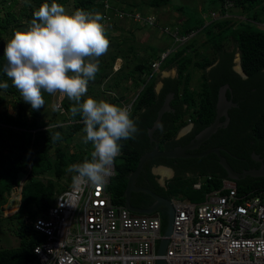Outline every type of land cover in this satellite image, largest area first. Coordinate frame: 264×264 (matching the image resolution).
Masks as SVG:
<instances>
[{"label":"trees","instance_id":"1","mask_svg":"<svg viewBox=\"0 0 264 264\" xmlns=\"http://www.w3.org/2000/svg\"><path fill=\"white\" fill-rule=\"evenodd\" d=\"M1 1L4 2V0ZM66 1L55 0L62 6ZM100 1L72 0L74 11L83 9L87 12H98L103 17L110 15L114 7L104 8V4ZM44 2L51 4L53 0H28L31 7L23 0L20 13H24L26 21L30 22L34 11ZM15 3L16 0H12L5 8L6 14L0 18V35L8 28L11 29V34L15 33L14 26L18 24L17 19L20 16V13L16 16L11 12ZM170 3L171 0H149L145 7L158 12L161 7L171 5ZM134 5L131 2L127 4L126 9H135L136 11L145 9L143 2L132 8ZM171 7L173 10L183 13L182 6L171 5ZM233 7L242 9L241 16L243 18L240 21L226 18L229 10ZM197 20L196 24L192 23L188 15V18L185 17L178 26L173 27L181 36L194 32V35L185 43L176 46L177 48L171 50L164 58H162V53L166 49L159 50L155 46H148L150 55L138 58L127 74V79L139 88L131 108V118L135 121L138 132L134 138L120 141L121 153L114 161L116 175L111 179L109 185L116 203L124 202L127 177L135 169L140 155L153 148L154 143L150 140L149 129L153 126L158 111L169 93L172 94L170 106L173 110L163 112L161 116L163 127L157 128L153 132V137L158 138L160 148L172 149L177 144L192 140L195 135L208 126L216 114L218 91L223 85L228 84L226 98L235 103V106L227 112L229 120L227 124L218 127L205 139L200 148L221 147L220 153L237 172L251 167L258 168L261 163H264V0H214L210 17L205 21L199 20V18ZM101 22L104 24V20ZM104 25L107 28L108 25ZM199 34H203L204 40L197 46L195 42ZM231 41L234 45L233 50L229 48ZM202 47H205V50L211 49L216 57L211 59L206 54H201L199 49ZM235 49L239 51L241 67L247 75L246 79L241 78L233 71ZM3 50L4 46L0 44V83L7 82L9 87L5 91L16 95L18 90L3 71L6 64ZM120 51L122 49L110 56L106 65L109 67L107 71H110L117 54H121L126 59L129 53L137 54L132 45L128 46L126 52L121 53ZM196 56H202V59L197 60ZM152 60H160L161 69L172 66H176L177 69V76L163 77L162 86L158 92L154 86L159 73L153 71ZM193 67L204 71L200 74L197 87L190 88L189 84L194 75ZM208 67L209 69H206ZM110 81L106 83V87H111ZM113 83L118 85L117 81ZM125 92L126 90L119 96L109 97L106 102L122 107L129 99V94H125ZM83 100L82 97L81 103ZM73 103L64 96L61 101V109L54 110L61 119L54 120L50 124L35 118L36 113L31 118H27L25 108L20 103L14 105L16 108L14 114L0 112V122L6 124L7 130L11 132L12 129L20 130L19 134L21 135V141L11 146L15 153L10 158V164L0 169V196L14 188H19L23 176H27L20 189V207L24 210V216L28 221V225L25 223L21 225L24 228L18 233L19 245L0 249V264H25L35 259L33 246L40 243L44 236L34 229L32 222L47 210L53 203L56 194L55 183L51 179L43 181L38 175L52 168V174L59 178L64 172V165L67 162L65 154L68 152L67 148L60 144V141L71 145L75 137L79 136L82 140L86 135L83 131L85 126L82 116L72 117L70 114L69 109ZM183 114L191 118L194 127L178 141L174 139L175 134L187 119L182 117ZM220 120L224 121L225 116ZM57 124L62 127H48ZM1 130L0 127V134ZM57 131L61 133V140L53 142L51 136ZM40 141L43 142L42 148L37 149ZM78 145L69 157L70 161H75L76 164L83 162L86 157L90 158V153L93 150L91 142L84 144L81 141V143L78 142ZM50 149H53L55 153L52 162L48 159ZM254 154L263 157V161H255ZM174 161V158L168 157L148 160L143 164L139 178L142 182L144 181L146 187L163 197L182 196L197 202L203 198L205 191L219 187L221 179L227 177L216 154L210 153L201 158L180 159L181 171L177 170L176 175L168 180L165 186L159 185L157 176L151 172V168L158 164L171 166ZM203 164L205 167L201 166ZM29 167L30 171H26ZM186 170L191 173L210 174L211 178L207 180L201 190H194L192 183L195 178L186 176L184 172ZM74 175L75 173H72L70 181L73 180ZM237 184L240 191L264 188V177L246 176L238 180ZM132 196L135 197L131 198V203L135 206L148 207L153 201L147 193H132ZM159 211L162 227H164L167 214L164 209H159Z\"/></svg>","mask_w":264,"mask_h":264},{"label":"built area","instance_id":"2","mask_svg":"<svg viewBox=\"0 0 264 264\" xmlns=\"http://www.w3.org/2000/svg\"><path fill=\"white\" fill-rule=\"evenodd\" d=\"M163 30L180 44L194 35ZM152 66L156 71L160 62ZM133 100L122 107L132 108ZM115 174L113 164L103 186L78 188L72 180L56 193L33 221L44 239L25 264H156L161 256L167 264H264V188L240 191L234 179L222 178L200 201L173 199L172 230L160 255L161 214L135 213L114 202L109 185ZM203 183L198 178L192 188L200 190Z\"/></svg>","mask_w":264,"mask_h":264},{"label":"clouds","instance_id":"3","mask_svg":"<svg viewBox=\"0 0 264 264\" xmlns=\"http://www.w3.org/2000/svg\"><path fill=\"white\" fill-rule=\"evenodd\" d=\"M25 2L31 7L28 0H25ZM100 2L104 4V8L114 7L110 15L103 17L98 12L92 13L83 9H76L69 13L62 5L56 3L55 0H53L51 4L44 2L34 11L31 21H26V23L28 22L27 24L30 25L25 30L16 31L12 38L6 43L3 50V55L6 59L3 71L6 73L7 77L11 79L12 85L20 92L22 99L26 103L31 104L33 110H39L44 106V92L54 95L58 92L56 96L58 98L54 101L56 104L53 103L52 108L54 110L61 109V101L65 96L70 101L74 102L69 109L71 116H82V121L85 126L83 131L86 133L82 142L84 144L91 142L93 150L90 153V158L86 157L83 162L72 164L67 169L69 172L75 173L73 182L78 188L81 186H103L106 183V179L110 174L113 164L115 167L114 161L116 157L121 153L120 141L132 139L138 132L137 125L131 118L130 107H121L104 100L97 101L92 97H87L81 103V98L87 93L88 82L94 80L96 74L100 70L99 58L105 55L109 48L110 42L106 36V27L104 24L108 25L110 20H114L116 17L119 18L117 15L118 13H124L133 23L143 27H153V29L159 31L161 35L172 37L163 30L164 28L169 29L171 27L160 24L153 11L144 13L142 11H136L135 9L127 10V6L121 7L118 5L119 0H101ZM136 13L141 16V19L134 18V14ZM150 16L153 17L152 23L146 21L147 17ZM103 20L104 24L101 22ZM10 30L11 29H9V31ZM178 44L181 45L180 43ZM173 49L174 47L172 46L170 51ZM166 51L167 50L163 51V53ZM170 51H168V53ZM237 51L238 50L235 49L236 55L234 52L233 57V63H236L234 71L240 73V75H238L241 76V78L246 79L247 75L241 67L240 54L239 51ZM152 61L160 62V66L156 71L153 70L154 72L159 73L160 70H163L161 69L160 60ZM175 72V76H177V69ZM241 73L245 76L243 77ZM225 85H227V90L228 84ZM8 87L9 85L7 82L0 83V89L7 90ZM159 90L160 88L156 89V92ZM138 92L139 91H137L136 95ZM226 100L228 99L226 98ZM223 116L225 115H220L219 117V122L221 124L218 127L228 122L224 123L225 120H220ZM48 127L56 128L62 127V125L57 124ZM48 127L46 129L47 131ZM153 132L152 138H154ZM151 137L150 140L153 141ZM51 139L53 142L61 140V133L58 131L54 132ZM210 148H219V151L221 149V147ZM255 156L254 154V160H256ZM258 160L261 161V158L258 157ZM170 168L172 170L173 167L171 166ZM175 175L176 173H173V171L165 173L164 176L166 179L164 182L162 181V186H165L167 181ZM185 175L195 178L194 181L200 178L204 181L203 185L211 178L210 174H201L199 172L191 173L188 171L185 172ZM205 176L207 178H205ZM224 178L230 177L227 176ZM235 181L237 182L238 180ZM22 183L19 189H21ZM178 198L181 199L182 197L178 196L168 199L172 204L173 199ZM160 209L166 211L165 208ZM155 211L160 213L159 209ZM164 227H162V231H164Z\"/></svg>","mask_w":264,"mask_h":264},{"label":"rangeland","instance_id":"4","mask_svg":"<svg viewBox=\"0 0 264 264\" xmlns=\"http://www.w3.org/2000/svg\"><path fill=\"white\" fill-rule=\"evenodd\" d=\"M12 0H4L2 2L0 0V18L6 14L5 8ZM149 0H119L118 5L121 7H126L127 4L133 3L136 6L141 5V3H145L144 13H150L152 10L156 17L158 18V22L163 25H167L171 28L174 26H178L180 21H183L185 17H190L192 23L196 24L199 20L205 21L210 17L211 7L214 4V0H171V5H175L176 7L182 6V14L179 11L173 10L171 5L163 6L159 9L158 12H155L152 8L145 7ZM132 8H135L136 6ZM26 6V5H25ZM23 7V0H16V3L12 6L11 12L16 16L20 13V9ZM63 7L69 13L74 11L72 0H67ZM241 8L233 7L229 10L228 16L226 18L229 19H237L240 21L243 16H241ZM97 12V11H95ZM119 18H114V20H110L106 30V36L109 39V48L105 55L100 57V70L98 71L94 80H90L88 82V90L83 99L87 97H92L97 101L104 100L107 101L109 97L119 96L126 90L125 94H129L128 101H131L132 98L136 96L137 91H139L138 87L127 79V74L131 67L137 62L138 58L149 56V48L148 46H155L159 50H167L170 51L172 46L174 48L178 47V42L176 43L173 38L166 35H161L159 31L155 29L140 26L131 21L129 17H126L124 13L117 14ZM185 15V16H184ZM18 24L14 26L15 32L25 30L30 24H27L26 16L24 13H20L18 16ZM106 22V21H105ZM108 23V22H107ZM174 24V25H173ZM13 34L10 33L9 28L6 29L4 33L0 35V44L3 46L12 38ZM204 40L203 34L197 35V40L195 44L198 46L200 42ZM230 40V39H229ZM186 42V41H185ZM184 42V43H185ZM232 42V41H231ZM229 43L230 50H233L234 45L233 42ZM132 45L134 49L137 51L136 55H132V53L127 54V59L124 58L121 54H117V58L114 60L110 71H107L109 67L106 65L109 62L110 56L113 55L117 50L122 49L121 53L126 52L128 50V46ZM177 46V47H176ZM199 52L202 54H206L211 59L215 58V54H213L211 49H206L202 47L199 49ZM238 52V51H237ZM236 55V52H235ZM196 56L195 58L198 60L202 59V56ZM151 58V57H150ZM165 62V60H164ZM214 65V64H213ZM211 67V66H210ZM116 69V70H115ZM206 69H209L206 68ZM176 66H172L163 70H160L159 76L157 77L155 83V90L159 89L161 86V80L164 76L174 77L176 75ZM203 69H199L197 67H193V77L190 81V88L197 87L199 83L200 74L203 72ZM105 72H108L107 74ZM111 80V81H110ZM112 83L111 87H106V83ZM114 81L118 82V85L113 83ZM10 93L5 91V89H0V112H8L14 114L16 112V108L14 105H18V103L22 104L25 108V114L27 118H31L33 114H35V118L42 120L47 123H52L54 120L61 119L57 112L54 111L53 103L58 97L54 94H49L47 92L43 93L44 98V106L39 110H33L31 104L26 103L20 94V92ZM1 134H0V169L7 167L10 164V158L14 155L15 150L11 148L13 144H18L21 141V135L19 134L20 130L12 129V132L7 130L6 124L0 122ZM36 131V130H35ZM79 138V139H78ZM81 143V138L75 137L71 143V145H66L65 142L60 141V144L67 148V154H65V158L67 159L66 164L64 165V172L59 177L56 178L52 174V168L46 170L43 174H39L38 177L43 181L47 179H51L55 183V191L58 193L59 191L65 189L70 183V177L72 172H69L67 169L70 165L76 164L75 161H70V153L74 151L79 145L78 142ZM43 142L40 141L37 149H41ZM32 151L34 149H31ZM55 153L53 149L48 151V159L50 162L54 160ZM161 169H156L162 177L160 180H163L164 173L161 172ZM26 171H30V167L26 169ZM168 171V170H167ZM28 175V174H27ZM35 175V174H34ZM27 176H23L21 182L25 181ZM21 184V183H20ZM20 194L21 191L19 188L13 189L8 193H4L0 196V249L3 248H13L19 245L20 237L18 235L19 231L22 230L21 225L23 223L28 225V221L24 216V210L20 207ZM182 197V196H181ZM184 198V197H182Z\"/></svg>","mask_w":264,"mask_h":264},{"label":"water","instance_id":"5","mask_svg":"<svg viewBox=\"0 0 264 264\" xmlns=\"http://www.w3.org/2000/svg\"><path fill=\"white\" fill-rule=\"evenodd\" d=\"M243 77L245 76L244 74L241 73ZM227 85H224L221 87L218 91V101L216 104V115L214 120L206 126L203 130H201L193 140H191L187 145L182 146V147H176L170 150H165V149H159L158 145L156 144L153 149L150 151L144 152L142 155H140L138 163L133 171H131L127 177V183L126 187L124 190V205L131 211L139 214H148L152 213L153 211L160 209V208H165L167 211V219H166V224L164 227L163 231V239L160 241L159 247H158V254L163 255L166 244L168 241V236L171 232L172 229V220H173V207L170 202V200L166 197L160 196L154 192H152L150 189L145 188V187H140L135 184V179L138 176L143 164L153 158L157 157H171V158H193V157H202L205 156L209 153H215L218 157L219 164L225 169L226 174L228 177L233 178L235 180H240L241 178H245L246 176H251V177H264V166L261 165L259 168H251L247 170H243L241 172L235 171L227 162L225 157L220 154L219 148H210L202 152H196V153H191V152H186L187 150H193L198 145L203 142L205 139H207L216 129L218 126L221 124L219 122V117L220 115H225L226 119L224 123L228 121V115H227V108L229 105H235L231 101L226 100V95H225V90H226ZM171 94L165 98V101L163 105L160 107L156 120L153 124V126L149 129V135L150 137L152 136V132L155 128L161 127V116L163 112L167 111L170 109L168 103H169V98ZM227 104V106H226ZM223 124V123H222ZM152 138V137H151ZM153 141H155L154 138H152ZM256 159L258 156H255ZM166 169H168L169 172H171V168L164 166ZM163 167V168H164ZM134 191H144L147 193L152 199V203L148 207H138L135 206L131 203V193ZM157 264H167L165 259L163 257H160L157 260Z\"/></svg>","mask_w":264,"mask_h":264},{"label":"flooded vegetation","instance_id":"6","mask_svg":"<svg viewBox=\"0 0 264 264\" xmlns=\"http://www.w3.org/2000/svg\"><path fill=\"white\" fill-rule=\"evenodd\" d=\"M235 64L236 63H233V71H234V66H235ZM234 72H236L237 74H239L240 75V73H238L237 71H234ZM161 86H162V84H161ZM161 88V87H160ZM171 93H169L166 97H168L169 95H170ZM171 99H172V94H171V96H170V98H169V103H168V105H169V107H170V109L169 110H167V111H170V110H173L172 108H171V106H170V101H171ZM165 101V100H164ZM164 103V102H163ZM226 106H227V104H226ZM231 107H233L232 105L230 106L229 105V107L227 108V112H228V110L231 108ZM182 117L184 118H187L186 119V123L185 124H183L178 130H177V132H176V134H175V137H174V139L175 140H181L182 138H184L192 129H193V127H194V123L192 122V120H191V118L189 117V116H187V115H185L184 116V114L182 115ZM161 127H157V128H162L163 127V124H162V122H161ZM157 128H155V130L157 129ZM196 136V135H195ZM155 138V141H151V142H153L154 143V145H153V148H154V146L157 144L158 145V138L157 137H154ZM195 138V137H194ZM193 138V139H194ZM192 139V140H193ZM191 141V139L189 140V141H187V142H182L181 144H177L176 146H174L173 148H176V147H182V146H185V145H187L189 142ZM201 144L202 143H200L199 144V146L197 147V148H195V149H193V150H187L186 152H191V153H195V152H202V151H204V150H206V149H208V148H204V149H201L200 148V146H201ZM158 147H159V145H158ZM152 148V149H153ZM172 148V149H173ZM159 149H161L162 150V148H160L159 147ZM151 149H149V150H146V151H150ZM166 150V149H165ZM167 150H170V149H167ZM146 151H144V152H146ZM143 154V153H142ZM202 157H205V156H202ZM259 158H261V161H263V157H260V156H258ZM157 158H159V157H157ZM168 158H171V157H168ZM197 158H201V157H197ZM154 159V158H153ZM175 159V161H174V163H173V165H171V166H173V168H172V171H173V173H177V170H180L181 171V166H179L180 165V159H184V157L183 158H174ZM151 160V159H150ZM198 161V160H197ZM255 161H259L258 160V158L255 160ZM261 165H263L264 166V163H261L260 164V166ZM164 166H166V167H171V166H167V165H164V164H158V165H154L152 168H151V172L154 174V175H156L157 176V181H158V183H159V185H161L162 186V183L165 181V177H163V182L160 180V177H162L161 176V174H159L158 172H157V170L155 171V168L156 169H159V168H163ZM201 166H204V164L203 165H201ZM205 167V166H204ZM165 168V167H164ZM251 168H253V167H251ZM189 170H186V171H184V172H188ZM191 172V171H190ZM140 173V172H139ZM144 182V181H143ZM142 182V180L139 178V174H138V176L136 177V179H135V184L137 185V186H140V187H145V188H148V187H146V185L144 184ZM150 189V188H149ZM151 190V189H150ZM140 192H142V193H145L144 191H134V192H132V193H140ZM132 193H131V198H133V197H135V196H132ZM154 193H156V192H154ZM156 194H158V193H156ZM136 206H138V207H143L144 205H136ZM144 208V207H143Z\"/></svg>","mask_w":264,"mask_h":264},{"label":"bare ground","instance_id":"7","mask_svg":"<svg viewBox=\"0 0 264 264\" xmlns=\"http://www.w3.org/2000/svg\"><path fill=\"white\" fill-rule=\"evenodd\" d=\"M161 172L165 174V173H167L168 171H167L166 169H161Z\"/></svg>","mask_w":264,"mask_h":264}]
</instances>
